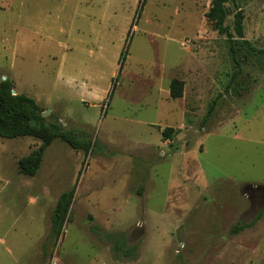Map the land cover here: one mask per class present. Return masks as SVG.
<instances>
[{
    "label": "rangeland",
    "instance_id": "obj_1",
    "mask_svg": "<svg viewBox=\"0 0 264 264\" xmlns=\"http://www.w3.org/2000/svg\"><path fill=\"white\" fill-rule=\"evenodd\" d=\"M140 1L0 0V83L92 142L56 140L30 178L18 161L41 141L0 137V264H264V0L240 3V69L205 17L213 0H146L138 16Z\"/></svg>",
    "mask_w": 264,
    "mask_h": 264
},
{
    "label": "trees",
    "instance_id": "obj_2",
    "mask_svg": "<svg viewBox=\"0 0 264 264\" xmlns=\"http://www.w3.org/2000/svg\"><path fill=\"white\" fill-rule=\"evenodd\" d=\"M242 0H213L209 11L205 17L211 28L218 32L219 35L226 37L230 43V53L236 67L240 69L237 60V40L245 38V15L240 6ZM146 0H141L138 16L140 15ZM137 16V17H138ZM232 20L230 22V17ZM264 55V50L259 51ZM127 50L121 54V68L126 61ZM116 85V83H115ZM12 81L6 79L0 83V137L5 139H17L31 137L41 141V146L27 156L18 161V170L21 175L34 178L37 176L44 161L46 150L56 141L61 140L75 150H82L89 154L92 142L85 136H80L75 131H64L59 122H49L43 116L45 111L39 106L35 99L25 95L18 94L15 91ZM184 94V82L173 80L170 86V96L172 99L182 98ZM211 114V112L209 113ZM174 129L166 128L163 131V138L166 140L173 139ZM79 182V181H78ZM78 184L70 190L63 192L55 205L51 216V236L57 241L63 234L64 227L71 221L72 206L75 199ZM247 227L237 225L231 230L232 235H237ZM99 236L101 232L97 227L93 231ZM115 239L113 252L116 255L120 253L124 258L135 260L137 258V249L129 248L121 239L114 235H107L109 239ZM116 255V256H117ZM121 255V256H123Z\"/></svg>",
    "mask_w": 264,
    "mask_h": 264
},
{
    "label": "water",
    "instance_id": "obj_3",
    "mask_svg": "<svg viewBox=\"0 0 264 264\" xmlns=\"http://www.w3.org/2000/svg\"><path fill=\"white\" fill-rule=\"evenodd\" d=\"M14 94H15V91H14ZM47 115V113H44L43 116L45 117Z\"/></svg>",
    "mask_w": 264,
    "mask_h": 264
}]
</instances>
